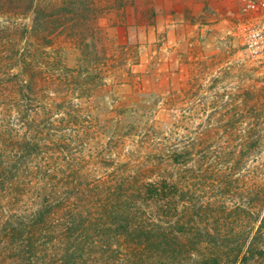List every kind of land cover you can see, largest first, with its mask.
Here are the masks:
<instances>
[{
	"label": "trees",
	"instance_id": "16d2710c",
	"mask_svg": "<svg viewBox=\"0 0 264 264\" xmlns=\"http://www.w3.org/2000/svg\"><path fill=\"white\" fill-rule=\"evenodd\" d=\"M24 59L17 73L0 77V264H248L257 256L264 259L262 178L250 186L249 219L259 225L249 243L215 238L202 222L216 221L229 206L225 196L207 198L203 191L230 187L227 175L241 173L245 160L264 170L259 112L239 144L202 151L216 153L214 161L195 160L197 144L168 146L164 136L158 149H168L166 165L177 171L136 172L115 158L113 136L138 135L142 111L114 109L105 143L102 126L90 120L91 101L73 103L71 96L77 94L63 88L62 73H38Z\"/></svg>",
	"mask_w": 264,
	"mask_h": 264
},
{
	"label": "rangeland",
	"instance_id": "374dc122",
	"mask_svg": "<svg viewBox=\"0 0 264 264\" xmlns=\"http://www.w3.org/2000/svg\"><path fill=\"white\" fill-rule=\"evenodd\" d=\"M239 5L237 0H0V77L17 73L24 58L38 73H62L63 88L77 94L73 103L91 101L90 120L102 126L105 143L114 109H140V133L113 136L115 158L136 172L177 171L166 165L168 149H158L164 136L168 146L195 143V160L214 161L216 153L202 151L239 144L254 113L264 117V61L246 52L247 23ZM255 165L245 160L241 173L227 175L230 187L203 191V197L229 201L216 221H202L215 238L251 241L259 224L249 219L250 186L260 178L264 184V170ZM248 264L264 259L257 256Z\"/></svg>",
	"mask_w": 264,
	"mask_h": 264
},
{
	"label": "built area",
	"instance_id": "2783aa9c",
	"mask_svg": "<svg viewBox=\"0 0 264 264\" xmlns=\"http://www.w3.org/2000/svg\"><path fill=\"white\" fill-rule=\"evenodd\" d=\"M241 15L247 27L244 46L248 55L264 61V0H239Z\"/></svg>",
	"mask_w": 264,
	"mask_h": 264
},
{
	"label": "crops",
	"instance_id": "0c3cea01",
	"mask_svg": "<svg viewBox=\"0 0 264 264\" xmlns=\"http://www.w3.org/2000/svg\"><path fill=\"white\" fill-rule=\"evenodd\" d=\"M232 1H236V0H231V2H232ZM237 1H238V3H239V0H237ZM239 4H240V3H239ZM239 6H240V5H239Z\"/></svg>",
	"mask_w": 264,
	"mask_h": 264
}]
</instances>
